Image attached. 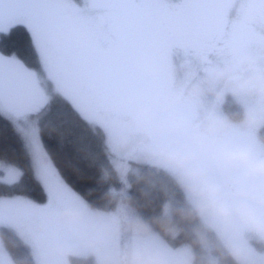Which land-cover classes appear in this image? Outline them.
<instances>
[{
  "label": "rangeland",
  "instance_id": "rangeland-1",
  "mask_svg": "<svg viewBox=\"0 0 264 264\" xmlns=\"http://www.w3.org/2000/svg\"><path fill=\"white\" fill-rule=\"evenodd\" d=\"M173 4L174 0H166L158 11L175 20L178 15L172 11ZM214 4L222 16L218 22H214L216 41L219 44L210 53L178 48L165 50L161 55L164 60V70L161 72L148 42L129 54L127 63L146 76L128 79L121 74L124 86L115 90L107 99L101 100L89 93L91 82L88 79L78 81L69 89L55 80L44 81L36 74L30 82L6 96L3 103H0V114L10 119L23 136L36 177L47 194V201L44 203H35L22 196L1 198L0 227L13 229L31 247L38 264H70L71 256L90 257L94 264H104L108 254L114 249H123L124 217L120 208L108 211L93 209L61 181L39 142L37 108L47 105L52 92L60 93L92 124L105 131L112 163L120 176L125 174L124 179L129 169L135 167L132 164L127 166L126 161L134 157V162L162 168L177 180L175 173L156 161L154 152L145 148L138 151L139 146L149 145L153 92H160L170 107V98L181 88L203 81L210 69L233 63L236 55L252 57L264 66V0H214ZM144 77H147V82H144ZM37 80L40 81L39 84ZM228 99L242 108L254 105L253 100L232 95L218 99L206 86L202 95L171 107L176 111L175 119L195 123L207 109H215L220 114L227 115L225 104ZM141 114H147L148 119H138ZM263 127L264 120L253 125L236 124L226 135L232 142L233 138L239 142L241 136L246 135L249 139L248 146L264 155V141L260 135ZM189 134L191 133L186 132L179 136L189 137ZM20 176L21 171L17 167L0 162V182L13 183ZM184 193L187 197L185 191ZM129 219V247L163 253L168 264H192L189 246H171L144 225L134 212H130ZM202 221L223 244L217 232ZM207 238L202 236V243L210 264H220L219 258L213 254L214 246ZM238 242L250 249L255 256L264 257V241L256 236L245 232ZM257 244L260 247L257 248ZM0 264H14L1 238Z\"/></svg>",
  "mask_w": 264,
  "mask_h": 264
},
{
  "label": "trees",
  "instance_id": "trees-1",
  "mask_svg": "<svg viewBox=\"0 0 264 264\" xmlns=\"http://www.w3.org/2000/svg\"><path fill=\"white\" fill-rule=\"evenodd\" d=\"M211 31L216 35L215 24ZM26 43V40H25ZM38 110V138L42 149L61 181L93 209L120 208L123 214V249L129 247L127 227L130 212L173 247L187 245L192 264H210L202 236H207L220 264H234L224 245L202 219L191 211V204L178 181L166 170L144 163L134 165L126 178L112 163L105 131L92 124L66 97L51 93L46 106ZM243 108L228 99L225 112L234 116ZM264 141V127L260 131ZM0 162L21 171L13 183L0 182V199L22 196L35 203L47 201L46 191L37 179L30 152L13 122L0 114ZM176 231V234H173ZM0 238L14 264H38L31 247L11 228L1 226ZM257 247H260L257 244ZM70 264H94L90 257L71 256Z\"/></svg>",
  "mask_w": 264,
  "mask_h": 264
},
{
  "label": "snow or ice",
  "instance_id": "snow-or-ice-1",
  "mask_svg": "<svg viewBox=\"0 0 264 264\" xmlns=\"http://www.w3.org/2000/svg\"><path fill=\"white\" fill-rule=\"evenodd\" d=\"M165 2L0 0V103L36 74L69 89L88 79L89 93L107 99L124 86L128 55L152 39L150 18ZM172 11L197 33L222 16L214 0H174Z\"/></svg>",
  "mask_w": 264,
  "mask_h": 264
},
{
  "label": "clouds",
  "instance_id": "clouds-1",
  "mask_svg": "<svg viewBox=\"0 0 264 264\" xmlns=\"http://www.w3.org/2000/svg\"><path fill=\"white\" fill-rule=\"evenodd\" d=\"M206 86L218 99L232 95L253 100L254 105L234 116L207 109L195 123L170 121L167 131L190 132L189 142L159 148L153 156L176 174L191 211L217 232L234 264H264V257L238 242L245 232L264 241V155L226 135L236 124L264 120V66L252 57L236 55L233 63L214 67L203 81L181 88L169 104L194 99ZM104 264H168V260L163 253L132 246L114 249Z\"/></svg>",
  "mask_w": 264,
  "mask_h": 264
},
{
  "label": "flooded vegetation",
  "instance_id": "flooded-vegetation-1",
  "mask_svg": "<svg viewBox=\"0 0 264 264\" xmlns=\"http://www.w3.org/2000/svg\"><path fill=\"white\" fill-rule=\"evenodd\" d=\"M154 16V17H153ZM150 18L149 24L150 29L152 32V39L149 41V47L150 50H153V58L156 60L158 67L161 69V72L164 70L162 69V63L163 59L161 55H163V51L173 48L178 49H190L192 52H201V51H207L210 53L215 50L216 45L219 44V41L217 43L216 37L217 35H209V32L212 33L211 28H201L199 30V33H197V30L194 28L192 24L184 20L181 16L178 15V17L173 20L166 16V14L160 11H157L154 15ZM160 17V18H159ZM162 17V18H161ZM215 28V27H214ZM199 37V39L202 41L201 47L193 48L191 47V42ZM126 78H143V73H139V69L127 64V70L122 73ZM146 76V75H144ZM147 77H144V82ZM161 95L160 92L154 91L151 97V111H152V118H151V125L149 128V145L147 146H139L138 151H140L141 148L148 149L149 151L155 152L152 148L153 139L155 136H159L164 144V146H173L176 144L177 140L180 138L179 134H173L166 129H158L155 126L154 122V102L156 97ZM166 102V116H167V122L169 124L170 121L175 120V114L176 111L174 107H169L168 102L165 99ZM234 133V132H233ZM188 136H191L189 134ZM242 138L238 141H236L234 138L232 139L234 143L242 144L248 146V137L246 135H242ZM230 139V137H228ZM235 140V141H234ZM127 166H129V163H126ZM125 175V174H122ZM217 179H221V177H217Z\"/></svg>",
  "mask_w": 264,
  "mask_h": 264
},
{
  "label": "water",
  "instance_id": "water-1",
  "mask_svg": "<svg viewBox=\"0 0 264 264\" xmlns=\"http://www.w3.org/2000/svg\"><path fill=\"white\" fill-rule=\"evenodd\" d=\"M154 122L155 126L158 129H166L168 126L167 116H166V102L164 96L161 94L156 97L154 102ZM190 139L189 137H180L177 142L179 143H188ZM176 142V143H177ZM165 147L161 138L159 136H155L152 143V148L156 152L159 148Z\"/></svg>",
  "mask_w": 264,
  "mask_h": 264
},
{
  "label": "bare ground",
  "instance_id": "bare-ground-1",
  "mask_svg": "<svg viewBox=\"0 0 264 264\" xmlns=\"http://www.w3.org/2000/svg\"><path fill=\"white\" fill-rule=\"evenodd\" d=\"M258 248V247H257Z\"/></svg>",
  "mask_w": 264,
  "mask_h": 264
}]
</instances>
